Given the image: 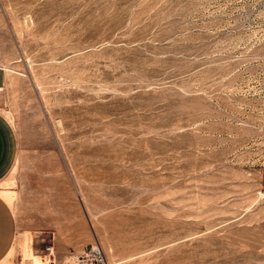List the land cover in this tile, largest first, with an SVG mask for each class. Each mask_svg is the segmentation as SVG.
<instances>
[{
  "label": "rangeland",
  "instance_id": "374dc122",
  "mask_svg": "<svg viewBox=\"0 0 264 264\" xmlns=\"http://www.w3.org/2000/svg\"><path fill=\"white\" fill-rule=\"evenodd\" d=\"M0 69L1 264H264V0H0Z\"/></svg>",
  "mask_w": 264,
  "mask_h": 264
},
{
  "label": "crops",
  "instance_id": "0c3cea01",
  "mask_svg": "<svg viewBox=\"0 0 264 264\" xmlns=\"http://www.w3.org/2000/svg\"><path fill=\"white\" fill-rule=\"evenodd\" d=\"M7 76L0 69V91ZM19 157V140L9 119L0 110V187L15 168ZM17 218L11 204L0 191V264L12 252L17 240Z\"/></svg>",
  "mask_w": 264,
  "mask_h": 264
}]
</instances>
